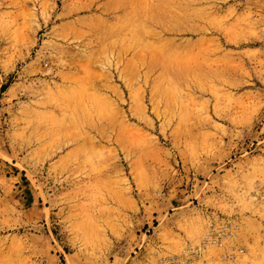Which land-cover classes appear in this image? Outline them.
Instances as JSON below:
<instances>
[{"label": "rangeland", "instance_id": "obj_1", "mask_svg": "<svg viewBox=\"0 0 264 264\" xmlns=\"http://www.w3.org/2000/svg\"><path fill=\"white\" fill-rule=\"evenodd\" d=\"M190 252L264 264V0H0V264Z\"/></svg>", "mask_w": 264, "mask_h": 264}, {"label": "built area", "instance_id": "obj_2", "mask_svg": "<svg viewBox=\"0 0 264 264\" xmlns=\"http://www.w3.org/2000/svg\"><path fill=\"white\" fill-rule=\"evenodd\" d=\"M227 237V234L223 232H218L217 235L215 234H209L205 236V244H214L218 243L219 246H222V242H220V239H223ZM230 237V235L228 236ZM243 252L242 248L239 247H233L231 249V253L227 256L234 257L237 254H241ZM156 264H198V259L196 258V254L193 252H190L188 254L183 255H169L163 258L158 259V262Z\"/></svg>", "mask_w": 264, "mask_h": 264}]
</instances>
